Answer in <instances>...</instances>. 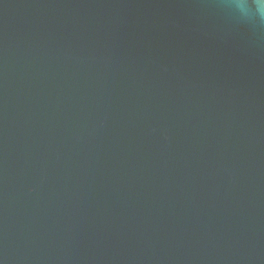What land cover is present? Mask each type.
I'll list each match as a JSON object with an SVG mask.
<instances>
[{"label":"water","instance_id":"1","mask_svg":"<svg viewBox=\"0 0 264 264\" xmlns=\"http://www.w3.org/2000/svg\"><path fill=\"white\" fill-rule=\"evenodd\" d=\"M0 264H264V0H0Z\"/></svg>","mask_w":264,"mask_h":264}]
</instances>
